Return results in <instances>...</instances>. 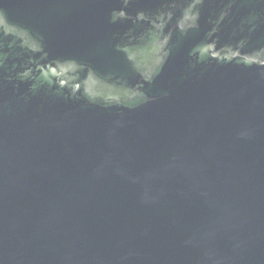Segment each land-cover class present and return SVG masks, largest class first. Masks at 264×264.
<instances>
[{
	"label": "water",
	"instance_id": "1",
	"mask_svg": "<svg viewBox=\"0 0 264 264\" xmlns=\"http://www.w3.org/2000/svg\"><path fill=\"white\" fill-rule=\"evenodd\" d=\"M194 1L0 0V264H264V0Z\"/></svg>",
	"mask_w": 264,
	"mask_h": 264
},
{
	"label": "flooded vegetation",
	"instance_id": "2",
	"mask_svg": "<svg viewBox=\"0 0 264 264\" xmlns=\"http://www.w3.org/2000/svg\"><path fill=\"white\" fill-rule=\"evenodd\" d=\"M202 1H203V0H195V1H194L195 4H194V6H192L191 8L194 9V7L198 6ZM128 3H130V0H124V2H123V4H124L125 7H126V5H128ZM115 17H116V18H119V17H120V18H125V14H124V13H118V14H116ZM140 18H141V20L144 19L143 16H140L139 19H140ZM165 20L167 21L168 19H164L163 16L161 15L160 17H157L155 21H151V24H152V25H158V24L161 23V25H162V24L165 23ZM21 38H23V39H25V40H29V38L24 37V36H22ZM65 68H66L67 77L72 76V75H76V74H78V73H82V72H84V71H83V70H84L83 67L78 66V65H73V64H71V63H70V64H69V63L66 64V65H65Z\"/></svg>",
	"mask_w": 264,
	"mask_h": 264
}]
</instances>
